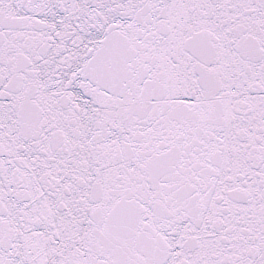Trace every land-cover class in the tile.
Returning a JSON list of instances; mask_svg holds the SVG:
<instances>
[{"label": "snow or ice", "instance_id": "snow-or-ice-1", "mask_svg": "<svg viewBox=\"0 0 264 264\" xmlns=\"http://www.w3.org/2000/svg\"><path fill=\"white\" fill-rule=\"evenodd\" d=\"M0 264H264V0H0Z\"/></svg>", "mask_w": 264, "mask_h": 264}]
</instances>
